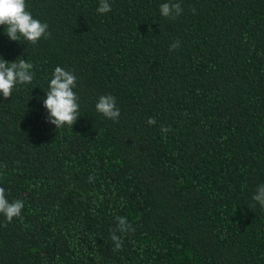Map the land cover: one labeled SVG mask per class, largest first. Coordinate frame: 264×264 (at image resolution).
Returning <instances> with one entry per match:
<instances>
[{"label": "trees", "instance_id": "obj_1", "mask_svg": "<svg viewBox=\"0 0 264 264\" xmlns=\"http://www.w3.org/2000/svg\"><path fill=\"white\" fill-rule=\"evenodd\" d=\"M166 2L27 0L51 33L35 45L0 26V60L34 66L0 94V187L24 203L0 215V264H264V0H174L175 20ZM57 66L77 77L73 129L43 107ZM108 94L118 121L95 109Z\"/></svg>", "mask_w": 264, "mask_h": 264}, {"label": "clouds", "instance_id": "obj_2", "mask_svg": "<svg viewBox=\"0 0 264 264\" xmlns=\"http://www.w3.org/2000/svg\"><path fill=\"white\" fill-rule=\"evenodd\" d=\"M112 11L109 0H100L97 13L106 15ZM183 12L178 2L168 0V2L160 5V14L167 19L175 20ZM195 13V9H193ZM0 26L6 30L5 34L13 41L18 42L23 38L24 41L35 45L42 38H48L51 33L47 23L41 22L34 18L28 10L27 0H0ZM180 48V42L173 43L169 51H175ZM33 64L27 59L19 58L15 62L9 63L0 60V94L5 99L12 96L16 86L31 84L34 80ZM77 86V77L73 72L57 66L50 79L46 99H43V107L47 111V122L55 125L57 129L69 128L73 129L79 117L80 104L79 97L74 89ZM95 109L105 118L118 121L121 115L120 109L117 107L116 98L111 95L99 96ZM149 125H155L156 119L149 118ZM162 132L167 133L170 129L167 126L161 127ZM94 178L89 177L91 182ZM252 199L264 208V184L257 189ZM24 203L21 200L9 201L5 189L0 187V215H3L10 223L14 218L20 217ZM117 227L112 230L111 240L114 243L113 251L122 249V239L117 232L127 233L132 229L127 217L117 218Z\"/></svg>", "mask_w": 264, "mask_h": 264}]
</instances>
